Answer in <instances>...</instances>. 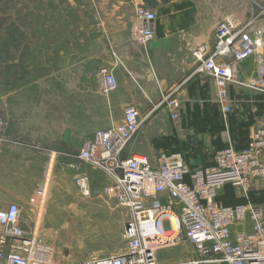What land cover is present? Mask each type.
<instances>
[{
  "label": "rangeland",
  "instance_id": "1",
  "mask_svg": "<svg viewBox=\"0 0 264 264\" xmlns=\"http://www.w3.org/2000/svg\"><path fill=\"white\" fill-rule=\"evenodd\" d=\"M168 1L170 0H152V8L138 7L136 10H130L128 16L130 13L132 17L135 11L134 18L138 20L140 9L152 10L156 12L159 23L164 21L165 13L162 6ZM196 1L209 12L217 14L223 12V18H228L233 25L240 24L252 35L260 36L264 61V0H182L180 16L184 26L185 22L194 23V14L199 11V8H194ZM108 4L110 0H0V143L3 137L1 135L6 133L12 120L10 115L14 116L15 113L13 119L21 120L24 124L22 128L24 138L21 142L25 144V141L31 138L33 143L37 141L39 145L40 166L47 161H81L79 155L85 141L89 140L95 131L114 123L110 120L113 117V110L109 109L107 104L112 93H104L100 85L101 70L107 68L114 71L113 66L118 65L116 59L111 62L108 53L112 43L110 22L116 16L115 11L110 9ZM137 45L144 51L149 47L138 43ZM182 54L184 56L178 58L169 57L170 70L161 74L151 66V72L141 79L148 81L151 92L158 84L159 75L167 77V83L173 82L175 86L189 76L194 60L188 48L185 47ZM254 65L251 60L242 66L239 82H249L253 79ZM194 81L206 83L208 86L207 103L196 105L193 102L186 107L189 110L194 109L195 106L198 108L197 116H192L191 120L204 121L200 124L204 125L201 135L190 130L185 133L180 131L178 128L181 120L179 123L170 120L169 110L166 108L158 110L151 120L143 125L142 131V133L146 132V129L150 134L152 133L151 141L155 140V144H149L155 150L152 153L155 157L159 156V144H164L171 150H179L172 153L167 151L166 154L179 156L193 168L210 164L226 145L233 143L237 146L233 133L232 142L228 143L227 137L230 134L228 121L238 115L239 120L243 117L239 99L248 97L252 103L257 99L264 100L262 92L250 90L239 84H230L232 112L225 116L217 97L214 81L205 76H197L188 83L187 88ZM187 88L185 86L183 90ZM169 91L167 89L163 94ZM196 95L191 91L190 96L196 97ZM186 96L188 97L187 94ZM150 98L152 99L153 96L150 95ZM5 100H7L6 104H3ZM153 102L155 104L159 101ZM259 102L257 104H260ZM210 104L220 108L218 115ZM185 106L183 103L181 112L185 111ZM209 108L212 109L210 111L212 115L215 114V117L217 115L223 120V127L221 126V129L212 135L206 133L210 129V124H205ZM249 113L253 118L256 117L258 111L254 104L250 105ZM155 116L158 117L154 120ZM263 119L264 115L261 114L255 119L256 127L251 138L263 125ZM158 124L162 125L157 127ZM167 127L172 130L168 132ZM159 129L164 131L160 133ZM174 130L177 131L175 134ZM145 141L146 146H149L148 140ZM241 145L242 143L238 147ZM181 148L183 151H180ZM44 149L49 151H42ZM41 171L48 173L50 169L40 168ZM8 172L9 175L12 173V177L0 176V182L3 181L0 184V208L7 206L5 198L13 188V185L9 183L6 185L4 181L14 180L15 174L18 173L16 169ZM78 188L82 194L81 188L79 186ZM231 188L240 194L236 197L245 198L241 196L245 194L243 190ZM46 194V188L41 187L34 194L36 197L32 205L39 210L43 209ZM230 197H219L218 203L227 206V198ZM100 198L85 197L82 194L81 224L79 225L78 216L70 217L67 221L70 223V228H67L66 232L72 236L75 233L76 240L80 238V243H76L78 247L39 249L50 253V257L45 262L34 261L32 264H80L82 260L91 256L119 254L126 246L123 230L125 211L118 207L110 196ZM96 199L103 202L107 210H97L96 215L93 216L86 215L83 208ZM73 213L78 214V210H73ZM158 249L157 257L161 262L185 264L197 259L193 247L187 242L175 246L163 244ZM80 257L82 258L79 259Z\"/></svg>",
  "mask_w": 264,
  "mask_h": 264
},
{
  "label": "built area",
  "instance_id": "2",
  "mask_svg": "<svg viewBox=\"0 0 264 264\" xmlns=\"http://www.w3.org/2000/svg\"><path fill=\"white\" fill-rule=\"evenodd\" d=\"M139 45L147 47L155 40L157 14L140 9ZM212 40L203 39L188 46L194 66L189 76L146 113L128 105L123 123L97 130L80 150L82 163L106 174L105 193L125 211L123 224L126 246L117 256L93 258L83 264H159L158 241L173 230L175 216L177 235L163 242L165 246L187 242L196 253V264H264V210L249 204L222 206L218 192L224 186L249 191L255 180L264 178V123L250 139L248 147L237 151L233 146L221 150L214 164L191 170L178 156L160 154L155 160L144 154L126 156L128 145L143 125L160 109L169 110L173 122L179 123L182 101L179 92L197 76L212 79L224 114L232 110L229 85L239 84L264 93L263 43L240 24L228 18L218 21L211 31ZM254 62L253 79L239 82L242 66ZM101 90L110 94L118 89L112 69L100 72ZM264 120V119H263ZM85 197L90 196L89 178L77 177ZM21 209L11 203L0 208V264H32L50 257V253L33 250L35 243L20 225ZM251 222V230L247 223ZM47 248V247H45ZM44 249V250H50Z\"/></svg>",
  "mask_w": 264,
  "mask_h": 264
},
{
  "label": "crops",
  "instance_id": "3",
  "mask_svg": "<svg viewBox=\"0 0 264 264\" xmlns=\"http://www.w3.org/2000/svg\"><path fill=\"white\" fill-rule=\"evenodd\" d=\"M181 1L182 0H170L162 6V9H164L163 12L165 13L164 21H160L159 23L156 22L155 40L149 45L147 50L144 51L136 42V36L141 31V25L139 24V21L134 18L135 11H133L132 17H130V13L128 16V12L132 9L136 10L138 7L150 9L153 7H151V4L153 3L152 0H110V4L108 5H110V9L115 11L116 16L112 18L110 22L112 26L110 28L112 43L110 52L108 51V53L111 62L114 59L118 62L117 66H113L118 81V89L110 95L107 101L109 109L113 110V117L111 119L108 118L114 122L110 126H115L122 122L124 108L127 105L138 107L144 114L150 110L151 102L159 101L164 91L167 89L171 90L175 87V83L173 84V82H171L168 84L167 77H161L159 75L158 84L151 92L148 81L141 80L151 72V66L161 74V72L170 70V63L168 61L169 57H182L184 56V54H182L183 49L185 47L189 48L188 46H190V44H199L203 39L212 40L211 31L213 26L223 18L224 13L217 14L215 12H209L208 9L201 7L202 4L200 2L196 1L194 8H199V11H195L196 13L194 14L195 16L193 19L194 23L185 22L184 26L182 16H180L182 13ZM175 64L177 65V63ZM207 87L206 83L194 81L189 85L187 90L184 91V87L181 90L182 94L179 93V97L184 94L183 98H181L182 107L183 103L186 105L184 108V112L186 113L180 111L181 124L180 128H178L180 131L185 133L190 130L201 135L200 132L201 129H204V125L200 124L204 123V121L196 120L192 122L191 120L192 116H197L196 109L198 108L195 106V110H189L186 107L193 102L196 103V105L199 103H207ZM191 91H194L195 94H197L196 97L190 96ZM150 95L153 96V100L150 98ZM159 95L160 98H158ZM6 101L7 100H5V103L3 104H6ZM239 101H241L239 103L242 105L243 117L241 120H239V115L232 117L228 121V126L231 142L233 141V133L234 142L237 144V146H235L232 143L233 147L238 151H243L248 147L251 134L256 127L255 119H257L260 114L264 115V100L257 99L255 103H252L248 97H243L239 99ZM258 101H260V104H257ZM252 104L255 105L258 111L255 118L249 113L250 105ZM210 106L214 107V112L218 115L220 108L218 106H212V104H210ZM207 110L208 113L206 115L205 124H210V129L206 133L212 135L221 129L223 120L221 117H217V115L215 117V114L212 115L210 113L212 110L211 108ZM168 115L170 118L169 112ZM12 116L10 115V120L11 118L12 120L9 122L6 133L1 135L3 137L0 143V176L4 178H7L5 176L12 177V173L9 175L8 170L16 169V171H18V173L15 174L14 180L9 182L7 180L4 181L6 185L8 183L13 185V188L5 198L7 205L11 203L19 205L21 209L20 225L22 229L29 232L31 235V240L35 243V246H33L34 248L64 249L78 247L79 245L76 243H80V238L79 240H76L75 233L74 236H72V234L66 232V229L70 228V223L67 222L70 217L78 216L80 218L79 225L82 221V201L80 199V197L82 198V194L77 186L76 178L78 175L86 174L90 182V196H96V198L101 199V196H108L105 193V187L107 186L106 174L99 169H95L82 163L81 161H47L40 166V148L37 141L33 143L30 138L29 141H25V144H23L21 141L24 138L22 131L24 124L21 120L13 119L16 116L15 113L14 116ZM157 117L158 116H155L154 120L157 119ZM161 125L158 124L157 127ZM110 126H107L104 129H107ZM143 129L144 126L139 133L140 135L138 134L128 145L126 156L130 154H144L149 156L152 160H155L157 157L152 154L155 150L150 146V144H155V140L151 141L153 135H151L152 133H149V130L147 131L145 129L146 132L142 133ZM170 130L172 129L167 127V131L169 132ZM163 131V129H159L160 133ZM176 132L177 131L174 130L173 133L175 134ZM182 135L184 134L182 133ZM145 140H148V144L150 143L149 146H146ZM241 143L242 145L238 147ZM227 146L228 145L224 148ZM158 150L159 154H164V152L166 154L167 151L169 153L179 151L171 150L164 144H159ZM42 151L48 152L49 150L44 149ZM180 151H183V149L181 148ZM166 155L176 156L175 154ZM213 161L214 159L210 164L203 167L193 168L188 162L187 164L190 169L193 170L212 166ZM40 168H49L50 171L48 173H45L44 171L40 172ZM1 182L0 184H2ZM43 186L46 188L47 194L43 209L39 210L32 205V201L36 197L34 194ZM223 196H231L230 198H227V206L249 204L260 207L264 210V178L254 181L247 195H241L245 196L244 199L236 197L240 196V194L236 190H232L231 187L220 189L217 200L219 197ZM99 199L85 205L83 209L85 210L86 215L93 216L96 215L97 210H107V206L103 204V202L98 201ZM75 209L78 210V214L73 213V210ZM250 228L251 224L249 223L248 229ZM79 232H81V230ZM70 258H68V260H70ZM81 258L82 257L79 259ZM47 259L48 258L42 262L47 261Z\"/></svg>",
  "mask_w": 264,
  "mask_h": 264
},
{
  "label": "bare ground",
  "instance_id": "4",
  "mask_svg": "<svg viewBox=\"0 0 264 264\" xmlns=\"http://www.w3.org/2000/svg\"><path fill=\"white\" fill-rule=\"evenodd\" d=\"M260 39H261V41H262V38L261 37H259ZM113 93V92H112ZM161 99V98H160ZM225 115H227V114H225ZM123 123V121L120 123V124H118V125H115V126H119V125H121ZM1 126V125H0ZM227 140H228V143H230L231 142V139H230V137L228 136L227 137ZM231 145V144H230ZM230 145H228V146H230ZM227 146V147H228ZM232 146V145H231ZM226 147V148H227ZM225 149V148H224ZM238 151V150H237ZM160 155V154H159ZM164 155H166V154H164ZM167 156V155H166ZM177 156V155H176ZM176 156H167V157H176ZM179 157V156H178ZM182 159V158H181ZM215 159V158H214ZM183 160V159H182ZM184 161V160H183ZM185 162V161H184ZM186 163V162H185ZM187 164V163H186ZM213 164H214V161H213ZM188 165V164H187ZM209 167H211V166H209ZM190 168V167H189ZM205 168H208V167H205ZM205 168H199V169H205ZM192 170V169H191ZM193 170H197V169H193ZM78 176H80V175H78ZM77 176V177H78ZM76 183H77V178H76ZM227 186H229V185H227ZM227 186H224V187H227ZM223 187V188H224ZM229 187H232V186H229ZM234 188V187H233ZM222 189V188H221ZM241 190V189H240ZM250 191V190H249ZM248 190L247 191H243L245 194L244 195H247V193L249 192ZM218 197V196H217ZM171 217V219L173 220V230L171 231V232H169V233H166L163 237H161L160 238V240L161 241H158V247L157 248H159V246H161V245H163V242H166V241H168V240H170V241H172L175 237H176V235H177V225H176V220H175V216L174 215H171L170 216ZM251 224V222H248L247 223V230L249 231V230H251V228L250 229H248V224ZM173 243V242H172ZM191 245V244H190ZM192 246V245H191ZM194 249V248H193ZM33 250L34 251H37V252H39V253H36V255L37 254H39V255H41V257L40 258H45L46 256L44 255V254H42V253H45L44 251H40L39 249H37V248H34L33 247ZM124 251V249L119 253V254H121L122 252ZM195 252V251H194ZM119 254H117V255H119ZM196 254V253H195ZM117 255H108V256H104V257H96V256H91V257H89V258H87V259H85V260H82V262L80 263V264H83L84 262H86V261H88V260H91V259H93V258H105V257H109V256H117ZM45 260V259H44ZM44 260H42V261H44ZM157 260H158V257H157ZM42 261H39V262H42ZM194 261V260H193ZM193 261H190V262H187V263H185V264H196V263H193ZM158 262H159V264H169V263H166V262H161V261H159L158 260Z\"/></svg>",
  "mask_w": 264,
  "mask_h": 264
}]
</instances>
